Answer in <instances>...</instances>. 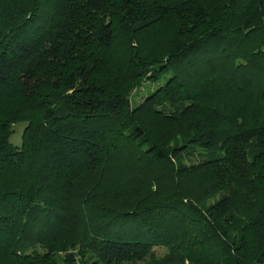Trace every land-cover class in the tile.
<instances>
[{"label": "trees", "instance_id": "16d2710c", "mask_svg": "<svg viewBox=\"0 0 264 264\" xmlns=\"http://www.w3.org/2000/svg\"><path fill=\"white\" fill-rule=\"evenodd\" d=\"M136 262L264 264V0H0V264Z\"/></svg>", "mask_w": 264, "mask_h": 264}, {"label": "rangeland", "instance_id": "374dc122", "mask_svg": "<svg viewBox=\"0 0 264 264\" xmlns=\"http://www.w3.org/2000/svg\"><path fill=\"white\" fill-rule=\"evenodd\" d=\"M152 86V85H151ZM148 89H150V85H148V87H146L144 85V83L140 86V88H138V90L135 92V97L134 100H139L141 99L142 96H144L146 93H148ZM24 125H26L25 121H19L17 123L14 124L13 126V131L10 137V142H12L15 145H20L21 144V139H22V135H23V127ZM199 156H195L191 158V161H196ZM155 251L158 254H164V252H166V248L165 246H156L155 247ZM131 264H140V262H136V263H131Z\"/></svg>", "mask_w": 264, "mask_h": 264}]
</instances>
